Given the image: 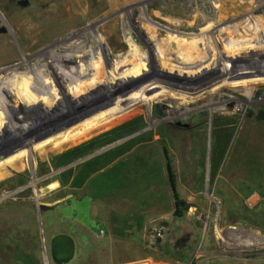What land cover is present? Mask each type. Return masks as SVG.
<instances>
[{
	"label": "rangeland",
	"instance_id": "1",
	"mask_svg": "<svg viewBox=\"0 0 264 264\" xmlns=\"http://www.w3.org/2000/svg\"><path fill=\"white\" fill-rule=\"evenodd\" d=\"M216 1L0 0V74L20 71L6 87L17 93L0 102V264H55L51 240L59 234L76 243L67 264H136L149 256L264 264V53L250 67L231 50L215 58L210 69L221 74L250 68L252 84L243 86L201 76L200 62L172 52L212 55L222 39L206 37L225 18L242 17L229 37L248 28L264 34V0ZM123 14L136 26L131 33ZM132 35L133 48L157 50L148 38L168 50L154 51L144 77L134 78L137 65L117 71L116 62L132 57ZM84 39L98 57L78 67L80 83L72 84L74 64L60 66L50 52ZM168 158L181 198L193 205L183 219L174 216ZM90 219L102 233L90 231ZM124 220L132 229L119 239L111 224ZM184 236L190 242L176 248Z\"/></svg>",
	"mask_w": 264,
	"mask_h": 264
},
{
	"label": "bare ground",
	"instance_id": "2",
	"mask_svg": "<svg viewBox=\"0 0 264 264\" xmlns=\"http://www.w3.org/2000/svg\"><path fill=\"white\" fill-rule=\"evenodd\" d=\"M63 1V0H62ZM216 1V0H215ZM98 2V1H97ZM217 2V1H216ZM262 2V1H261ZM99 3V2H98ZM103 3V2H102ZM74 3H72L73 5ZM59 6V4H58ZM215 8H217L218 6L220 7V5H214ZM64 7V6H63ZM76 8V7H75ZM80 8V7H78ZM140 9H143L144 11L143 12H147L149 10V8L147 6H145L144 8L143 7H140ZM258 9V7H257ZM76 10V9H75ZM255 10V9H254ZM253 10V11H254ZM150 11V10H149ZM252 11V12H253ZM256 11V10H255ZM66 12V11H64ZM61 13V12H60ZM198 13V12H197ZM251 13V12H250ZM254 14V13H253ZM252 14V15H253ZM146 15V14H145ZM145 15H144V18H145ZM250 15V14H249ZM251 15V16H252ZM53 16V15H52ZM254 16V15H253ZM256 16V15H255ZM123 18V20H125V28H124V33L126 32H129L131 33V31L133 29H136V26H132L131 25V19L127 16V15H122L121 16ZM198 17H199V14H198ZM223 16H221L222 18ZM61 18V16H60ZM66 18V17H65ZM143 18V19H144ZM197 18V17H196ZM59 19V18H58ZM241 19L242 17H236V18H225L223 21H221L219 23V25H217L214 29V33L212 32V35L208 36L207 35V39H209L210 41L211 40H217V39H222V41H220L219 45L222 43V45H220L217 49V51L215 53H212V55L207 52V54L203 51V50H199V51H195L193 53H188L186 51H183V50H178V49H173L172 52H176V53H179L181 54L180 52H183L182 55L183 56H186V60L185 62H193V63H202V61H205L203 62L202 64L199 63L200 67H202V70L199 72L201 74V76H214V74H220V76L223 78V79H228L227 81L229 82H232V80H236V79H239V81H241L242 83H239V85H247V86H250L252 84V79H253V75H252V71L250 68V66H253V65H258L259 62V57H258V54H256L257 52L260 53H264V34H250L251 32H260V29H242L240 32H239V37H232L229 35L231 34L232 30H233V27L237 26V25H240L241 24ZM257 19H260L258 17H256V21L254 23H258ZM72 20V19H71ZM77 20V18L75 19ZM254 20V19H253ZM143 22V20H141ZM148 22V20H146ZM41 22V21H40ZM243 22V21H242ZM59 23V22H58ZM63 23V22H61ZM141 23V22H140ZM40 24V23H39ZM55 24V23H53ZM145 24V23H144ZM177 24V23H176ZM250 24V23H249ZM153 25V24H152ZM179 25H181L179 23ZM220 25L222 27H220ZM178 26V25H177ZM257 26V25H256ZM55 27V26H54ZM53 27V28H54ZM155 27V26H154ZM153 27V28H154ZM223 27H226L225 30ZM239 27V26H238ZM59 28V26L57 27ZM61 28H64V27H61ZM236 28V27H235ZM28 29V28H27ZM26 29V30H27ZM39 29V28H38ZM66 29V28H65ZM113 30V29H112ZM213 30V29H212ZM211 30V31H212ZM262 30V29H261ZM35 31V30H34ZM37 32V31H36ZM236 32V30L234 31ZM90 33V32H89ZM92 34V33H91ZM237 34V33H236ZM114 35V34H113ZM202 35V34H201ZM199 35V37L201 36ZM235 35V34H234ZM238 36V34H237ZM135 38L132 36H129L128 38ZM102 38V36H101ZM139 38V37H138ZM155 38V37H154ZM202 38V37H201ZM238 38V39H236ZM262 38V39H261ZM88 39V38H87ZM140 39V38H139ZM200 39V38H198ZM206 39V41H207ZM118 40V39H117ZM122 40V39H121ZM127 40V39H125ZM135 41H132L129 43L130 45V51L128 52L129 54L131 53L132 54V57L129 59V61H127L126 63L120 65V63L116 62V67H117V71L119 70H122V71H128L130 70V68H125L123 67L124 65L126 64H132V66H135L137 65L138 67H140L139 69H137V73H138V76L134 77V78H139V77H144L143 76V73L147 71V68H148V60H150V58H152V55L154 54V51L155 52H158V53H162V50L164 51H168L167 49L164 48V46H160L159 43L160 42H154L156 40H151V39H148L147 38V44L151 45L152 42L153 43H156V47H157V50L155 48V50L152 49V46L149 48H147L145 51L143 49V46L139 45V47H135L133 48L135 44V42H137L136 38L134 39ZM160 40V39H159ZM204 40V39H203ZM202 40V41H203ZM224 40V41H223ZM199 41V40H198ZM88 40H82L80 43H71L70 45L67 46V50L65 51H62V50H59L58 49H55V50H51L50 52V55L51 57H54L55 59V62L57 63L58 62V65H63L65 63H72V65L74 64V70H72V74H73V78H72V84H76V83H80L79 81L81 80H77L76 78H79V74H81V72H77V69L78 67H80V69L86 67L89 63L87 64H84V65H81L83 64L84 62L88 61V60H91L92 58H94L93 56V52H92V48L90 47V45L87 44ZM102 42V41H101ZM127 42V41H126ZM257 42V43H256ZM151 43V44H150ZM201 43V42H200ZM204 43V42H202ZM201 43V44H202ZM256 43V45H255ZM218 44V43H217ZM15 45V44H14ZM254 45V46H253ZM8 47V46H7ZM6 47V48H7ZM132 47V48H131ZM147 47V46H146ZM248 47H252L251 49H248ZM255 47V48H254ZM154 48V47H153ZM200 48V47H199ZM209 49V48H207ZM221 49V50H220ZM227 50V51H230L234 54V56H236V58H238L237 62H244L245 66H248V67H244V68H235V67H229L226 68L228 70V72L224 73V74H221V73H218L216 72L217 71V65H215V67H212L213 69H210L211 65L216 63L214 60L215 58L216 59H220L221 57V54H223L222 50ZM143 51V52H142ZM66 53L68 55H63L62 53ZM96 52V51H95ZM104 52V51H103ZM170 52V51H169ZM99 53V51H98ZM127 53V54H128ZM208 53L210 55H208ZM61 54V55H60ZM96 54V53H95ZM206 54V55H205ZM99 55V54H98ZM126 54H120L118 55L117 57H119V59L121 57H124ZM135 55V56H133ZM121 56V57H120ZM128 56V55H126ZM145 56V57H144ZM223 56V55H222ZM98 57V56H97ZM96 58L95 61H96ZM59 58V59H58ZM63 58V59H62ZM142 58V60H140ZM58 59V60H57ZM57 60V61H56ZM101 60V59H100ZM222 60V58L220 59ZM224 60V59H223ZM241 60V61H240ZM254 60H256L257 62H254ZM174 61V60H173ZM184 61V60H183ZM225 61V60H224ZM175 62V61H174ZM227 62V61H226ZM254 62V63H253ZM103 62H100L98 61V63L96 62L95 65H93L95 68L96 66H99L100 64H103ZM186 64V63H185ZM223 65V64H222ZM41 66V65H40ZM39 65H36L35 68H39L40 67ZM64 68H66V65H63ZM102 66V65H100ZM35 68H31L29 71H31L32 69H35ZM42 68V67H40ZM122 68V69H120ZM135 68V67H134ZM222 68V67H221ZM220 68V70H221ZM12 69V68H11ZM93 69V68H92ZM89 70V69H87ZM198 70V69H197ZM219 70V69H218ZM226 70V71H227ZM231 70V71H230ZM29 71L26 74V76L28 77L29 76ZM94 71V70H93ZM104 70L100 69V74L103 73ZM132 71V70H131ZM5 72V71H4ZM20 71H15V69H12L10 72H6L7 75H3V74H0V102L2 103L4 100H2V96H3V99H4V95L3 94H6L5 92H7L8 94L11 92V93H17V92H12L11 90H6V87H8V85H10L11 83L13 84L15 81H16V76L17 74L19 73ZM85 72V71H84ZM105 72V71H104ZM69 73V72H68ZM83 73V72H82ZM88 73V72H87ZM228 73V74H227ZM163 74V73H161ZM61 75V74H60ZM132 73H128L127 76L123 77V78H120V81L122 82V84H120V87L123 86L124 83H129L130 79H128L129 77H131ZM20 76V75H19ZM108 76V75H107ZM133 76V75H132ZM159 78H164L160 75L159 73ZM169 76H171L169 74ZM87 77V76H86ZM116 77V76H115ZM89 78V77H88ZM106 78V77H105ZM118 78V77H117ZM29 80V77L27 78ZM26 79V80H27ZM132 79V78H131ZM141 80V79H140ZM70 81V80H69ZM144 81V80H143ZM105 82V81H104ZM238 82V81H237ZM204 83V82H203ZM15 84V83H14ZM52 84V83H51ZM97 85V84H96ZM217 85V84H216ZM16 86V85H15ZM78 86V85H76ZM81 86V85H80ZM75 87V86H74ZM99 87V86H98ZM79 88V87H78ZM10 89V88H9ZM81 89H77L75 90L76 92L79 91ZM86 92H89L90 90L92 92H96V90H98V88L96 89H84ZM183 90V89H182ZM193 91L194 92H199V90H197V86H194L193 87ZM223 91V90H222ZM112 92V91H111ZM202 92V91H201ZM199 92V93H201ZM125 93V92H124ZM123 93V94H124ZM19 94V93H18ZM122 94V95H123ZM193 94V93H191ZM47 95V94H46ZM220 95V94H219ZM114 96V95H113ZM189 96H187L185 99H188ZM220 96H216V99H219ZM102 98V97H101ZM118 99V98H117ZM116 99V100H117ZM121 99V98H120ZM184 99V100H185ZM62 100V99H61ZM61 102V101H60ZM166 102V101H165ZM5 103V102H4ZM3 103V104H4ZM6 107H8V105H5ZM209 106H210V110L213 111L214 110V107H215V103L214 102H211L209 103ZM237 107V106H236ZM37 108V107H36ZM239 110H240V105H238L237 107ZM30 117V116H29ZM14 129V128H13ZM9 132V131H8ZM11 133H13V131H11ZM13 134H11L12 136ZM36 139V138H35ZM35 139H29V141H32V140H35Z\"/></svg>",
	"mask_w": 264,
	"mask_h": 264
},
{
	"label": "crops",
	"instance_id": "3",
	"mask_svg": "<svg viewBox=\"0 0 264 264\" xmlns=\"http://www.w3.org/2000/svg\"><path fill=\"white\" fill-rule=\"evenodd\" d=\"M90 218H91V215H90ZM89 224H87L90 228V231H93L96 235L102 233L101 230H99V224L94 223L93 225V222H92V219L89 220ZM113 225L112 229H111V232L114 234L116 232H120L119 233V239H122L120 238V236H124L125 233L129 232L132 227L130 226V223L129 221L127 220H124L123 223H116V222H113ZM118 234V233H117ZM122 234V235H121ZM80 239H79V249L81 251V253L85 250V255H87V235L83 236V235H80ZM126 236V235H125ZM74 240V239H73ZM74 243H75V240H74ZM75 250H76V243H75ZM140 263H136V264H185V261L184 260H180L178 258H174V257H169V258H162L161 256H159V259H154V258H151V256H149L148 258L142 260V261H139Z\"/></svg>",
	"mask_w": 264,
	"mask_h": 264
},
{
	"label": "water",
	"instance_id": "4",
	"mask_svg": "<svg viewBox=\"0 0 264 264\" xmlns=\"http://www.w3.org/2000/svg\"><path fill=\"white\" fill-rule=\"evenodd\" d=\"M50 191L49 187L44 188L43 193ZM50 209L47 205H41L42 211H48ZM52 260L55 264H67L69 263L75 254V243L72 237L59 234L52 238ZM60 258H57V257Z\"/></svg>",
	"mask_w": 264,
	"mask_h": 264
},
{
	"label": "trees",
	"instance_id": "5",
	"mask_svg": "<svg viewBox=\"0 0 264 264\" xmlns=\"http://www.w3.org/2000/svg\"><path fill=\"white\" fill-rule=\"evenodd\" d=\"M261 119H264V115H261ZM168 161V171H169V175H170V182H171V186H172V191H173V198H174V204H175V211H174V216L178 219H183L185 217V213L193 207L192 204L187 203L186 201H184L178 190H177V181H176V176L173 173L172 170V166H171V162L170 159H167ZM244 214L246 215H251L252 213H255V210L252 211L248 208H245V210L243 211ZM261 215L263 216V212L261 213ZM245 220H249L248 218L244 217L243 221Z\"/></svg>",
	"mask_w": 264,
	"mask_h": 264
},
{
	"label": "flooded vegetation",
	"instance_id": "6",
	"mask_svg": "<svg viewBox=\"0 0 264 264\" xmlns=\"http://www.w3.org/2000/svg\"><path fill=\"white\" fill-rule=\"evenodd\" d=\"M52 241V240H51ZM188 242H190L188 236H184L182 237L181 239H179L177 242H176V248H179L183 245H186ZM50 254H51V258L53 256V252H52V242H51V248H50ZM57 258H60L59 256Z\"/></svg>",
	"mask_w": 264,
	"mask_h": 264
}]
</instances>
